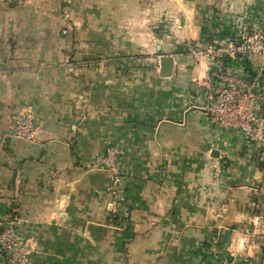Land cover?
Returning a JSON list of instances; mask_svg holds the SVG:
<instances>
[{
    "label": "crops",
    "instance_id": "crops-1",
    "mask_svg": "<svg viewBox=\"0 0 264 264\" xmlns=\"http://www.w3.org/2000/svg\"><path fill=\"white\" fill-rule=\"evenodd\" d=\"M256 30L264 0H0V219L31 243L29 264H205L247 220L250 264H264V148L194 109L209 63L191 51ZM261 67L249 79L264 90ZM14 114L33 140L13 136Z\"/></svg>",
    "mask_w": 264,
    "mask_h": 264
},
{
    "label": "built area",
    "instance_id": "built-area-1",
    "mask_svg": "<svg viewBox=\"0 0 264 264\" xmlns=\"http://www.w3.org/2000/svg\"><path fill=\"white\" fill-rule=\"evenodd\" d=\"M63 34L68 30L63 29ZM193 55L207 58L209 69L205 77L195 83V91L200 98L199 107L205 111L207 123L222 133L242 134L250 142H258L264 148V90L261 74L249 79L247 66L251 57L262 61L264 70V32L260 30L241 35L229 44L217 40L205 46H194ZM262 71H260L261 73ZM261 82V83H260ZM13 136L23 140L35 138V123L25 114H14ZM103 167L111 176V194L118 200L122 186V168L117 149L109 147L102 159ZM120 211H124L121 208ZM252 222V221H251ZM256 222H252V225ZM253 229L250 234L240 233L234 237L233 246L223 255H218L205 264H250V258L258 237ZM243 250H237V247ZM0 251L11 264H29L33 249L29 240L19 235L14 222L0 219ZM236 253V254H235Z\"/></svg>",
    "mask_w": 264,
    "mask_h": 264
},
{
    "label": "water",
    "instance_id": "water-1",
    "mask_svg": "<svg viewBox=\"0 0 264 264\" xmlns=\"http://www.w3.org/2000/svg\"><path fill=\"white\" fill-rule=\"evenodd\" d=\"M174 69V58L170 57V56H163L161 59V76L163 77H168L172 75ZM196 110L201 111V113H203L204 117H205V111L200 108H194ZM219 154L218 150H213V156H217Z\"/></svg>",
    "mask_w": 264,
    "mask_h": 264
},
{
    "label": "rangeland",
    "instance_id": "rangeland-1",
    "mask_svg": "<svg viewBox=\"0 0 264 264\" xmlns=\"http://www.w3.org/2000/svg\"><path fill=\"white\" fill-rule=\"evenodd\" d=\"M118 200L120 201V202H123V194H122V191L120 192V195H119V198H118ZM241 225V224H240ZM243 229H240L242 226H240V227H238L237 228V230H235V232H237V233H244V234H250L251 232H252V222L250 221V220H247L246 222H244L243 224ZM234 240H235V238L232 240V246H233V244H234ZM236 254V253H235Z\"/></svg>",
    "mask_w": 264,
    "mask_h": 264
},
{
    "label": "trees",
    "instance_id": "trees-1",
    "mask_svg": "<svg viewBox=\"0 0 264 264\" xmlns=\"http://www.w3.org/2000/svg\"><path fill=\"white\" fill-rule=\"evenodd\" d=\"M259 58L257 56H253L249 59L248 61V66H247V72H248V76L249 78L251 79V76L253 77L255 75V70H252L251 67H252V64L254 62H256V60H258Z\"/></svg>",
    "mask_w": 264,
    "mask_h": 264
}]
</instances>
